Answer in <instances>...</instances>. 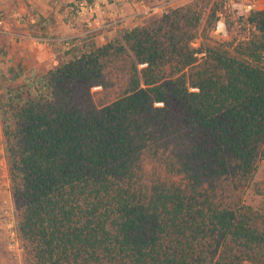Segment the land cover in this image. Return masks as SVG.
<instances>
[{
  "label": "trees",
  "instance_id": "trees-1",
  "mask_svg": "<svg viewBox=\"0 0 264 264\" xmlns=\"http://www.w3.org/2000/svg\"><path fill=\"white\" fill-rule=\"evenodd\" d=\"M0 122L23 264H264V4L72 48L0 92Z\"/></svg>",
  "mask_w": 264,
  "mask_h": 264
},
{
  "label": "rangeland",
  "instance_id": "rangeland-1",
  "mask_svg": "<svg viewBox=\"0 0 264 264\" xmlns=\"http://www.w3.org/2000/svg\"><path fill=\"white\" fill-rule=\"evenodd\" d=\"M82 0H0V92L20 81L30 71L44 73L62 58L68 57L72 48H87L102 44L115 37L118 32L133 26L127 18L130 13L139 16L137 24L148 21L167 7H174L189 0H177L159 4L166 0H107L112 4L113 15L104 9L101 21L98 13L90 18L97 19V26L88 27L73 10ZM91 4L96 0H84ZM160 1V2H159ZM244 11L264 4V0H229L232 10ZM98 6V5H97ZM133 6H136L135 8ZM155 6V7H153ZM132 9L127 12V9ZM138 11V12H137ZM107 14V15H106ZM142 18V19H140ZM128 20V22H127ZM211 30L217 39H227L223 20ZM24 35V36H21ZM199 39L193 42L198 47ZM14 73L18 74L12 80ZM264 177V161L259 163L256 178ZM243 202L258 205L259 199L251 189L237 195ZM0 264H23L17 236L14 206L10 194L9 179L3 151L0 122ZM242 264H251L244 261Z\"/></svg>",
  "mask_w": 264,
  "mask_h": 264
},
{
  "label": "crops",
  "instance_id": "crops-1",
  "mask_svg": "<svg viewBox=\"0 0 264 264\" xmlns=\"http://www.w3.org/2000/svg\"><path fill=\"white\" fill-rule=\"evenodd\" d=\"M171 1H177V0H166V1H161V2L159 1L160 2L159 4H163V3L171 2ZM183 1H185V0H183ZM133 7L135 8L136 6H133ZM153 7H155V6H153ZM104 9H108L109 10L107 12L108 16L109 15H113L114 12H115V11L113 12L112 4H107L106 2H104V3L100 4V5H98L95 8V12L98 13V21L102 20L101 17H102V13H103ZM130 10H132V9L130 8V9H127L126 11L130 12ZM78 15H79L78 18L83 22L84 25H87L88 27H93V28L95 26H97L98 28H101L100 24L98 25V23H97V19L94 18V19L90 20V13H88L86 11H83L82 13H79ZM127 18H130L132 20V23H134L133 26L138 25L137 21H139V16L138 17H134V14L130 13L129 16H127ZM140 19H142V18H140ZM127 22H128V20H127ZM133 26H130V27H133ZM130 27H127V28H130ZM21 36H24V35H21Z\"/></svg>",
  "mask_w": 264,
  "mask_h": 264
},
{
  "label": "built area",
  "instance_id": "built-area-1",
  "mask_svg": "<svg viewBox=\"0 0 264 264\" xmlns=\"http://www.w3.org/2000/svg\"><path fill=\"white\" fill-rule=\"evenodd\" d=\"M106 1L107 0H96L95 3L91 4L89 2L82 0V1H79L78 3L75 4L76 7L73 10L76 12V14H79V13H82L83 11H86V12L90 13V18H91L93 16V14L95 13V8L97 7V5H100ZM241 5H242L241 7L243 8L242 9L243 11L240 12V11L235 9L234 12L236 14H239V15H244L248 11V5L246 7V11H244V8H245V7H243L244 4L241 3ZM219 21H218L217 25L220 24ZM0 25H1V19H0Z\"/></svg>",
  "mask_w": 264,
  "mask_h": 264
}]
</instances>
